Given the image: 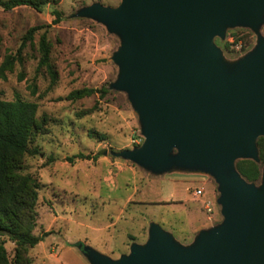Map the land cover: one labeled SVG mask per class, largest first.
Masks as SVG:
<instances>
[{"label":"rangeland","instance_id":"1","mask_svg":"<svg viewBox=\"0 0 264 264\" xmlns=\"http://www.w3.org/2000/svg\"><path fill=\"white\" fill-rule=\"evenodd\" d=\"M46 1L42 12L27 6L12 11L0 8V67L7 57L19 58L6 79L0 78V100L36 103L43 124L42 134L31 145L38 153L25 157V172L41 183L35 233L52 234L28 251L27 264H93L87 249L117 261L130 256L133 246L148 244L152 225L160 226L181 246H192L201 232L224 220L216 179L176 168L155 173L113 155L145 141L128 94L113 88L120 75L113 58L122 39L103 23L75 15L94 4L116 8L122 0ZM54 9L62 13L56 25ZM32 28L38 30L25 44ZM45 33L57 73L54 85L47 70L39 69ZM261 40L264 23L257 29L226 27L224 37L217 36L214 44L233 71ZM83 88L104 89L106 94L65 100ZM102 151L106 153L93 160ZM79 154L91 159L67 161ZM263 176L264 166L254 183L258 188ZM196 189H202L204 196L196 198ZM5 247L12 261L16 246L8 241Z\"/></svg>","mask_w":264,"mask_h":264},{"label":"water","instance_id":"2","mask_svg":"<svg viewBox=\"0 0 264 264\" xmlns=\"http://www.w3.org/2000/svg\"><path fill=\"white\" fill-rule=\"evenodd\" d=\"M75 17L97 20L122 39L113 88L128 94L145 141L113 155L155 173L212 175L224 218L189 247L152 225L145 247L135 245L117 261L87 249L92 263L264 264V176L258 188L236 168L238 160L260 161L264 40L233 71L214 44L226 27L264 23V0H122Z\"/></svg>","mask_w":264,"mask_h":264},{"label":"trees","instance_id":"3","mask_svg":"<svg viewBox=\"0 0 264 264\" xmlns=\"http://www.w3.org/2000/svg\"><path fill=\"white\" fill-rule=\"evenodd\" d=\"M46 0H0V8L12 11L18 7L27 6L42 12L47 5ZM56 16L54 25L62 21V13L53 10ZM38 28H32L26 35V41H32ZM42 58L39 69H46L51 77V84L57 81V73L50 62L51 48L46 33L40 40ZM19 61L17 57H7L0 67V78L6 79V72L11 71ZM106 94L104 89L83 88L72 91L65 100L77 101L95 94ZM43 124L38 117V105L24 101L0 100V264H27V253L39 245L52 232L41 235L35 233L38 222L37 204L40 181L30 173L25 172V157L36 155L31 150L35 138L42 134ZM260 163L253 160H243L236 163L240 175L250 184L257 183L264 166V137L257 141ZM106 152L102 151L93 157L99 159ZM91 159L90 156L79 154L68 157L69 163L75 160ZM10 241L15 244V256L10 260L5 247Z\"/></svg>","mask_w":264,"mask_h":264},{"label":"built area","instance_id":"4","mask_svg":"<svg viewBox=\"0 0 264 264\" xmlns=\"http://www.w3.org/2000/svg\"><path fill=\"white\" fill-rule=\"evenodd\" d=\"M204 191L202 190V189H196L195 191H194V193H193V195L196 197V198H201L202 196H204ZM206 205H207V211L209 212V213H212L213 212V209H212V207L210 206L211 204L209 203V202H207L206 203ZM209 219H211V217L209 218Z\"/></svg>","mask_w":264,"mask_h":264}]
</instances>
